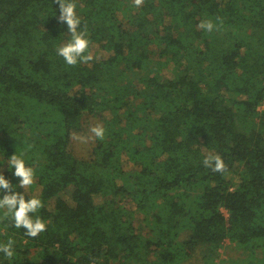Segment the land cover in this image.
Wrapping results in <instances>:
<instances>
[{"label": "trees", "instance_id": "trees-1", "mask_svg": "<svg viewBox=\"0 0 264 264\" xmlns=\"http://www.w3.org/2000/svg\"><path fill=\"white\" fill-rule=\"evenodd\" d=\"M75 1L101 52L70 66L55 0H0V172L19 184L15 153L34 169L47 224L32 238L0 219V243L15 241L0 264H264V0ZM123 64L150 74L139 103ZM90 117L106 131L82 158ZM227 241L238 255L221 257Z\"/></svg>", "mask_w": 264, "mask_h": 264}, {"label": "clouds", "instance_id": "clouds-1", "mask_svg": "<svg viewBox=\"0 0 264 264\" xmlns=\"http://www.w3.org/2000/svg\"><path fill=\"white\" fill-rule=\"evenodd\" d=\"M59 5V21L66 23L68 32L71 34V39L64 45L58 47L57 54L61 56L66 64L75 66L78 63H88L94 59L93 55L89 52L90 40L86 29L80 30L81 18L77 14V6L74 0H55ZM144 0H134V6L139 8L143 5ZM219 23L212 20H202L198 25L199 28L212 32L219 30L223 24L221 18H217ZM105 128L100 125H93L90 132L97 139H104ZM78 139H87L85 137H77ZM203 164L207 168H211L214 172L224 173L227 171V165L222 156L218 153H208L203 159ZM7 165L10 170H14L15 177L19 178V184L13 185L12 182L0 172V192H6L0 197V219H8L14 223V226L19 229L25 230V235L35 238L47 229L46 222L39 216H33L41 208L44 207L43 201L38 197L31 195L28 189L35 182L34 169L26 164V161L21 155L17 153L11 155L7 159ZM13 188L23 189L13 191ZM26 195L30 198L26 199ZM15 241L9 238L6 243H0V253L4 258L11 260L15 255Z\"/></svg>", "mask_w": 264, "mask_h": 264}, {"label": "rangeland", "instance_id": "rangeland-1", "mask_svg": "<svg viewBox=\"0 0 264 264\" xmlns=\"http://www.w3.org/2000/svg\"><path fill=\"white\" fill-rule=\"evenodd\" d=\"M134 1V0H133ZM76 6L79 7V1H75ZM93 57L99 55V53L101 52L100 49H98V45H95L93 47ZM121 70L125 71L126 74H124L123 77H121V82H127L130 84L131 86V98L132 101L135 103H139L140 101H142V98H138L136 96L137 92H145L146 87L144 84V81H147V79L149 78V73L146 70H136V71H132V70H126L125 65H121L120 68H118V71L120 72ZM135 96V97H134ZM263 107H261L262 109ZM100 124L102 125V121L99 120V118L97 117H90L89 120L87 121V123L84 125L85 129L83 128L80 131L76 132V135H74L73 138V149L75 154L78 157H82V158H87L91 155L92 149L94 147V141H95V137L94 135L90 132V128L93 125H97ZM77 137H85L87 139H78ZM124 164L126 166L127 169H129L131 172H133L134 170L137 171L139 170V166L136 164H133L132 162H130L128 160L127 157H125L124 159ZM41 191V187L39 186H35V187H30L28 189V192L31 195L34 196H39ZM112 195L110 193H105V196H103L102 200L103 201H107L108 203L111 202L112 200ZM30 198L29 195H26V199ZM130 201H128L129 203ZM144 214L140 211L135 213V225L138 229V231H144V228L146 225L145 219H144ZM231 244L229 241L226 242V245L220 249L221 251V257L222 258H228L229 257V253L228 250L234 254V255H238L237 253H240L239 251L235 250L232 247H229L228 245ZM234 245V244H233ZM229 247V248H228ZM243 253V252H242ZM152 257L154 258V256L152 255ZM202 259L200 258V255L197 253V255L193 256L191 261L189 262V264H199L201 263Z\"/></svg>", "mask_w": 264, "mask_h": 264}, {"label": "built area", "instance_id": "built-area-1", "mask_svg": "<svg viewBox=\"0 0 264 264\" xmlns=\"http://www.w3.org/2000/svg\"><path fill=\"white\" fill-rule=\"evenodd\" d=\"M225 213H226L227 216L229 215V213L227 212V210H225ZM94 264H99V263H94Z\"/></svg>", "mask_w": 264, "mask_h": 264}]
</instances>
